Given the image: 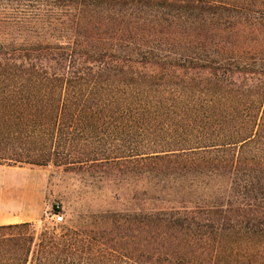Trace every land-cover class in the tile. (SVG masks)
<instances>
[{
    "label": "trees",
    "instance_id": "1",
    "mask_svg": "<svg viewBox=\"0 0 264 264\" xmlns=\"http://www.w3.org/2000/svg\"><path fill=\"white\" fill-rule=\"evenodd\" d=\"M0 164L136 181L0 264H264V0H0Z\"/></svg>",
    "mask_w": 264,
    "mask_h": 264
},
{
    "label": "rangeland",
    "instance_id": "2",
    "mask_svg": "<svg viewBox=\"0 0 264 264\" xmlns=\"http://www.w3.org/2000/svg\"><path fill=\"white\" fill-rule=\"evenodd\" d=\"M135 185L136 181L130 176L123 180H94L83 173L65 171L52 164H0V216L5 220L7 216L40 211V219L32 221L35 236L41 230L59 233L63 224L77 226L85 223L93 211L100 213L109 208H121L125 198L133 196ZM116 194L122 196L115 200L112 197ZM57 204L63 216L59 223L51 218L52 209ZM143 206L148 207V201Z\"/></svg>",
    "mask_w": 264,
    "mask_h": 264
},
{
    "label": "crops",
    "instance_id": "3",
    "mask_svg": "<svg viewBox=\"0 0 264 264\" xmlns=\"http://www.w3.org/2000/svg\"><path fill=\"white\" fill-rule=\"evenodd\" d=\"M41 217L40 211L31 212L29 215H16V216H7V219H1L0 216V224H8V223H20V222H32L37 221Z\"/></svg>",
    "mask_w": 264,
    "mask_h": 264
},
{
    "label": "built area",
    "instance_id": "4",
    "mask_svg": "<svg viewBox=\"0 0 264 264\" xmlns=\"http://www.w3.org/2000/svg\"><path fill=\"white\" fill-rule=\"evenodd\" d=\"M58 209H59V205L57 204L55 205V209L54 210L52 209V212H51V218H53L54 222L56 223H59L63 220V216Z\"/></svg>",
    "mask_w": 264,
    "mask_h": 264
}]
</instances>
